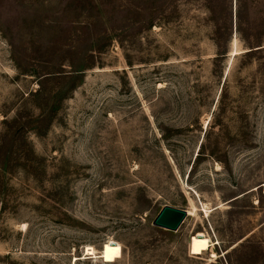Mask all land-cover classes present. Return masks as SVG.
I'll return each instance as SVG.
<instances>
[{
  "label": "rangeland",
  "instance_id": "obj_1",
  "mask_svg": "<svg viewBox=\"0 0 264 264\" xmlns=\"http://www.w3.org/2000/svg\"><path fill=\"white\" fill-rule=\"evenodd\" d=\"M0 264H264V0H0Z\"/></svg>",
  "mask_w": 264,
  "mask_h": 264
},
{
  "label": "water",
  "instance_id": "obj_2",
  "mask_svg": "<svg viewBox=\"0 0 264 264\" xmlns=\"http://www.w3.org/2000/svg\"><path fill=\"white\" fill-rule=\"evenodd\" d=\"M260 50V49H258ZM186 211L165 207L154 221V226L160 229L177 232L187 218Z\"/></svg>",
  "mask_w": 264,
  "mask_h": 264
},
{
  "label": "bare ground",
  "instance_id": "obj_3",
  "mask_svg": "<svg viewBox=\"0 0 264 264\" xmlns=\"http://www.w3.org/2000/svg\"><path fill=\"white\" fill-rule=\"evenodd\" d=\"M189 216H192L193 214L191 212H188Z\"/></svg>",
  "mask_w": 264,
  "mask_h": 264
}]
</instances>
